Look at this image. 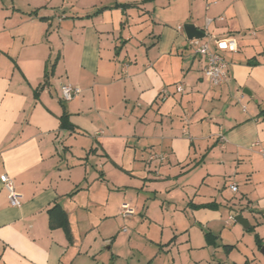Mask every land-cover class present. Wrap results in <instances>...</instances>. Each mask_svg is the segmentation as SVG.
I'll use <instances>...</instances> for the list:
<instances>
[{"label": "crops", "instance_id": "obj_1", "mask_svg": "<svg viewBox=\"0 0 264 264\" xmlns=\"http://www.w3.org/2000/svg\"><path fill=\"white\" fill-rule=\"evenodd\" d=\"M262 151L264 0H0V264H264Z\"/></svg>", "mask_w": 264, "mask_h": 264}, {"label": "built area", "instance_id": "obj_2", "mask_svg": "<svg viewBox=\"0 0 264 264\" xmlns=\"http://www.w3.org/2000/svg\"><path fill=\"white\" fill-rule=\"evenodd\" d=\"M182 28V26H180ZM215 41V47L211 45V38H195L193 40L194 48L198 54H200L205 60L204 75L212 83V85H221L228 80L229 62L225 56L226 51L238 50V41L234 36H228L223 38H216L210 36ZM184 90L183 85H177V91L181 92ZM61 97L65 101L74 99L80 92L79 86L65 83L60 87ZM168 94V90L164 89L162 92V99ZM264 153V151H262ZM165 156H160V159H165ZM1 180L8 191L9 202L14 207H20L23 202V195L16 189L13 179L7 174L1 175ZM233 191L238 190V186L235 183L230 185ZM133 209L127 203L123 204L122 215H130ZM230 219L235 220L232 215Z\"/></svg>", "mask_w": 264, "mask_h": 264}, {"label": "water", "instance_id": "obj_3", "mask_svg": "<svg viewBox=\"0 0 264 264\" xmlns=\"http://www.w3.org/2000/svg\"><path fill=\"white\" fill-rule=\"evenodd\" d=\"M184 29L189 39L204 38L206 36V32L203 29L197 27L193 23H186L184 25ZM245 92H248V90L245 89ZM235 220L246 229H249L251 227L249 220L246 217H244L242 214H237L235 216ZM261 253L264 254V245L261 248Z\"/></svg>", "mask_w": 264, "mask_h": 264}, {"label": "trees", "instance_id": "obj_4", "mask_svg": "<svg viewBox=\"0 0 264 264\" xmlns=\"http://www.w3.org/2000/svg\"><path fill=\"white\" fill-rule=\"evenodd\" d=\"M206 206H208V207H217L218 205H217V204H214V203H209V204H207ZM55 208H57V206L54 207V209H55ZM60 223H62V224L65 226V228H68V227H67V217H66V215L64 214V212H62V219L60 220ZM249 230H253V231H254L255 228H254L253 226H251V227L249 228ZM255 237H256L257 245H258V247L261 249V248L263 247V245H264L263 240H262L261 237L258 235V233L255 234Z\"/></svg>", "mask_w": 264, "mask_h": 264}, {"label": "rangeland", "instance_id": "obj_5", "mask_svg": "<svg viewBox=\"0 0 264 264\" xmlns=\"http://www.w3.org/2000/svg\"><path fill=\"white\" fill-rule=\"evenodd\" d=\"M232 222L236 224V220L235 221H232Z\"/></svg>", "mask_w": 264, "mask_h": 264}]
</instances>
